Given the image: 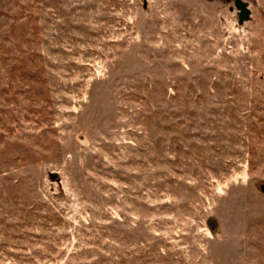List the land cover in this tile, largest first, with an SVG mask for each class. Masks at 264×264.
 <instances>
[{"label": "rangeland", "instance_id": "374dc122", "mask_svg": "<svg viewBox=\"0 0 264 264\" xmlns=\"http://www.w3.org/2000/svg\"><path fill=\"white\" fill-rule=\"evenodd\" d=\"M0 0V264H264V0Z\"/></svg>", "mask_w": 264, "mask_h": 264}, {"label": "water", "instance_id": "95a60500", "mask_svg": "<svg viewBox=\"0 0 264 264\" xmlns=\"http://www.w3.org/2000/svg\"><path fill=\"white\" fill-rule=\"evenodd\" d=\"M235 8L238 10L239 22L242 23L248 19L249 11L246 8V5L240 0H235Z\"/></svg>", "mask_w": 264, "mask_h": 264}]
</instances>
